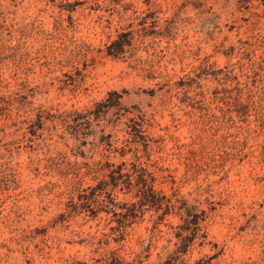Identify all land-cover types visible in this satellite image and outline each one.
<instances>
[{"label": "rangeland", "instance_id": "obj_1", "mask_svg": "<svg viewBox=\"0 0 264 264\" xmlns=\"http://www.w3.org/2000/svg\"><path fill=\"white\" fill-rule=\"evenodd\" d=\"M262 30L264 0H0V264H162L176 246L175 264H264V131L212 98ZM135 155L197 224L120 214L127 176L94 163Z\"/></svg>", "mask_w": 264, "mask_h": 264}, {"label": "trees", "instance_id": "obj_2", "mask_svg": "<svg viewBox=\"0 0 264 264\" xmlns=\"http://www.w3.org/2000/svg\"><path fill=\"white\" fill-rule=\"evenodd\" d=\"M252 46V48H251ZM249 49V52H252V55L255 54L256 50H259L256 58L248 63V72L245 73L246 79L241 82L238 77L233 73V69L220 70L223 76L220 79H217L220 84V88H215L212 93L214 99L218 102H221L223 105H218V108L223 112V115L234 111L238 116L243 117L247 120V115H249L248 110L252 108L255 111L254 121L257 122L258 126L264 131V30L258 31L252 35V41H239L238 49L244 51ZM18 94V91H14ZM202 94V92H199ZM16 98H13L12 101H15ZM17 101V100H16ZM10 100H7L6 106H2L0 113L5 118H10ZM112 103H105V109L112 106ZM22 103L18 101V105L15 106L16 114L22 117L18 120L22 125L29 124L32 120L28 115L30 111L35 110V122L42 126L43 120L40 116V108L34 107L22 111ZM4 110V111H2ZM25 113V114H24ZM230 117V115H227ZM17 121H13L11 124H16ZM21 127V126H20ZM215 146H218L219 142L214 140ZM144 160H141L139 155L133 156V160L129 162V165L124 167L121 165H115L110 162H102L98 160L94 163V168L96 171L102 173L103 175H108L111 178L114 186H118V177L125 175L127 176L126 187L127 191L131 192V195L135 200L129 203H123V210L120 214L124 218L130 216H136L137 213H143L144 210H153L157 216H163L167 213L174 212L177 210L180 219L187 222V219L190 217V221L194 224L198 222V214L192 213L190 210H185L184 213L181 212L180 206H176L174 202V186L169 184L170 193H164L162 187H155V181L157 180L160 184L166 183V175H161L156 177L152 171H150ZM122 164V163H121ZM173 183V182H172ZM203 211V210H202ZM204 212V211H203ZM186 248H180L176 246L174 255L165 259L162 264H175L176 259L179 258V251L184 252ZM216 254V253H215ZM208 258H212L215 256ZM101 264H132L131 262H124L122 258L116 256L112 250L105 252L99 259ZM210 261L207 262V264ZM161 264V263H159Z\"/></svg>", "mask_w": 264, "mask_h": 264}]
</instances>
